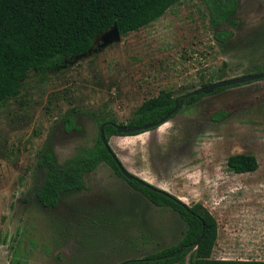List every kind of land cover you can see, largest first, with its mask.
Here are the masks:
<instances>
[{"label":"rangeland","instance_id":"obj_1","mask_svg":"<svg viewBox=\"0 0 264 264\" xmlns=\"http://www.w3.org/2000/svg\"><path fill=\"white\" fill-rule=\"evenodd\" d=\"M235 17V26L216 28L201 0H180L137 31L96 36L60 70L28 72L0 109V264H116L181 240L179 214L154 205L107 162L54 207L35 195L47 147L64 164L96 142L103 120L125 125L166 90L183 97L178 112L135 135L107 133L109 145L134 175L214 216L212 258L264 261V79L183 103L203 83L264 68V0H239ZM228 29L226 42L214 38ZM218 111L225 115L214 118ZM236 153L255 155L258 168L232 171L227 158ZM185 264H195L194 250Z\"/></svg>","mask_w":264,"mask_h":264},{"label":"trees","instance_id":"obj_2","mask_svg":"<svg viewBox=\"0 0 264 264\" xmlns=\"http://www.w3.org/2000/svg\"><path fill=\"white\" fill-rule=\"evenodd\" d=\"M179 1L0 0V109L7 99L20 92L29 71L45 76L60 70L71 59L88 52L95 37L114 24L121 35H126L157 20ZM201 1L206 6L213 27L224 23L231 27L237 24L235 13L239 0ZM231 35L230 29L216 30L214 38L224 43ZM208 84L206 82L202 86ZM224 88H217L213 93ZM204 95L188 96L183 103L191 105ZM182 98L173 96L169 90L162 91L142 102L125 125L137 127L158 121ZM224 115V111H218L213 117ZM67 118V125L74 127V119L70 116ZM103 123H106L104 132L107 140L108 134L135 135L144 132L117 133L113 120H103L100 124ZM100 162H107L125 178L99 136L92 146L78 149L64 164L58 163L51 147H47L38 161L45 170V176L35 194L37 200L47 208L56 206L63 194L83 189L84 175L94 170ZM227 166L235 173H245L256 170L258 162L253 154L236 153L227 158ZM125 179L154 205L172 207L186 223V230L174 246L116 264H185L187 254L193 250L195 264H264V261L257 260L212 258L217 221L206 208L201 204L185 205L173 195L152 190L135 179ZM200 236L198 245L194 246L193 243Z\"/></svg>","mask_w":264,"mask_h":264},{"label":"water","instance_id":"obj_3","mask_svg":"<svg viewBox=\"0 0 264 264\" xmlns=\"http://www.w3.org/2000/svg\"><path fill=\"white\" fill-rule=\"evenodd\" d=\"M101 34L103 35V38H104L105 41H108V40L113 39V38H119L120 35H121L119 33L118 28H117V26L115 24L110 29H108L107 31H105L104 33H101ZM101 34H99V35H101ZM91 48L89 49V51L91 50ZM88 52H86L84 54H87ZM259 79H264V71L259 72V73L248 74V75H245V76H237V77L217 80V81L212 82V83H210L208 85L200 86V87H198L196 89L188 91L184 95V97L186 98L188 96L196 95V94H199V93L209 94V93H212L217 88L228 87V86L240 84V83H243V82H250V81H255V80H259ZM178 107H179V104H176L166 115H164L158 121L146 123V124H143L141 126L128 127V126L123 125V124H115L116 131H117V133H129V132H133V131H147V130H150L152 128H156V127L162 125L163 123H165L170 117H172V115H174V113L178 110ZM105 124L106 123H103V124L100 125L99 137H100V140L102 141L103 145L107 149V151L112 155V157H113L118 169L120 170L121 174L127 179H135L140 184H142V185H144V186H146V187H148V188H150L152 190H157V191H161V192H163V193H165L167 195H172V194L168 193L167 191H165L163 189H160V188L148 183L147 181L139 178L138 176L134 175L132 172H130L123 165V163L120 161V159L117 157V155L114 153L113 149L109 145V142H108V140L106 138V135H105V132H104ZM200 238H201V236L193 243L194 246L198 245V242H199Z\"/></svg>","mask_w":264,"mask_h":264}]
</instances>
